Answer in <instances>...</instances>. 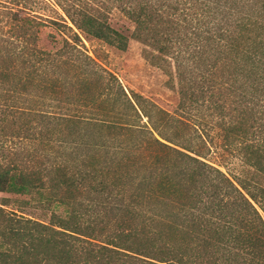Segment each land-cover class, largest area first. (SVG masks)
<instances>
[{"label":"trees","instance_id":"obj_1","mask_svg":"<svg viewBox=\"0 0 264 264\" xmlns=\"http://www.w3.org/2000/svg\"><path fill=\"white\" fill-rule=\"evenodd\" d=\"M46 1L65 17L0 0V264H264V0ZM65 18L140 43L175 111L128 94Z\"/></svg>","mask_w":264,"mask_h":264},{"label":"rangeland","instance_id":"obj_2","mask_svg":"<svg viewBox=\"0 0 264 264\" xmlns=\"http://www.w3.org/2000/svg\"><path fill=\"white\" fill-rule=\"evenodd\" d=\"M33 10L44 16L58 19V15L65 17L58 7L48 3L46 0L37 3L36 8ZM110 24L112 27L123 32L130 31L133 28L127 20L117 13H113L110 17ZM68 25L72 27L69 22ZM58 28L63 33L67 32L66 29L62 27ZM73 30L79 34L80 43L78 44L81 50L91 58L95 59L103 69L112 73L128 94L131 92L140 94L165 111L170 113L175 111L178 104V94L175 85L173 86L169 77L161 69L151 65L144 58L143 46L140 43L130 39L127 48L124 51H120L100 40L76 31L74 28ZM59 35L60 33H58V30H56L54 26L48 25L42 28L40 32L39 47L45 50L55 49V45L58 46L59 44L53 43V37L57 41H60L61 37ZM68 79L70 80V77ZM66 86V93L70 99L79 98V94L83 95L84 92L87 94H93L95 91L94 84H91L85 89L83 86L79 87L75 82H68ZM211 155V158L206 159L214 162V160H212L215 157L214 149L211 151ZM228 163L230 164L229 161ZM238 163L237 160L233 163V167L235 168L228 165L227 171L234 175H238L239 169L236 167L239 165ZM14 197L15 196L10 194L0 193V204L3 203V199H12ZM8 207L15 209L12 204Z\"/></svg>","mask_w":264,"mask_h":264}]
</instances>
